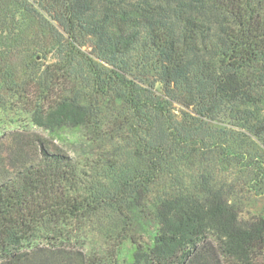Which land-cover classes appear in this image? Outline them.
Wrapping results in <instances>:
<instances>
[{"label": "trees", "instance_id": "1", "mask_svg": "<svg viewBox=\"0 0 264 264\" xmlns=\"http://www.w3.org/2000/svg\"><path fill=\"white\" fill-rule=\"evenodd\" d=\"M52 2L68 37L92 36L97 59L111 66L102 76L101 62L89 59L96 85L112 86L127 105L111 132L131 134L145 167L123 171L113 189L87 187L77 161L45 144L37 159L8 173L0 167V264H97L77 252L66 226L104 206L126 215L133 203L148 205L153 184L162 185L153 203L158 229L136 264H210L218 256L250 264L264 247V218L243 223L225 183L205 172L181 178L177 168L196 157L203 162L213 147L234 153L228 141L208 140L215 136L210 122L228 111L264 145V0ZM137 51L140 61L132 60ZM140 64L154 68L163 95L154 83L131 76ZM175 103L185 108L181 119L173 114ZM48 109L50 119L63 124L100 127L103 119L71 96ZM46 238L54 242L41 245Z\"/></svg>", "mask_w": 264, "mask_h": 264}, {"label": "rangeland", "instance_id": "2", "mask_svg": "<svg viewBox=\"0 0 264 264\" xmlns=\"http://www.w3.org/2000/svg\"><path fill=\"white\" fill-rule=\"evenodd\" d=\"M57 10L52 0H0V167L8 173L24 161L37 159L45 144L77 161L85 172L87 187L113 189L123 171L145 167L137 145L130 143L131 134L114 136L111 132L114 118L128 113L127 105L112 86L96 85L89 64V59L98 60L93 37L82 34L69 38L53 17ZM141 57L142 51H137L132 60L140 61ZM100 62L104 76L111 66ZM131 76L154 83L158 95L165 93L152 66L140 64ZM61 96L91 104L103 118L100 127L50 119L48 104ZM183 110L180 103L173 105L176 119L182 118ZM228 112L210 122L215 136L208 140L218 146L228 141L234 153L221 146L204 153L202 146L203 162L196 157L177 169L181 178L205 172L225 183L241 221H258L264 218V145L238 126ZM149 188L148 205L133 203L126 215L104 206L81 223L67 225L69 242L97 264H136V254L153 244L158 229L153 203L162 194V185ZM50 242L54 240H40L45 246ZM210 262L228 263L222 256ZM250 264H264V247L252 253Z\"/></svg>", "mask_w": 264, "mask_h": 264}]
</instances>
